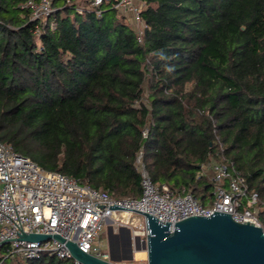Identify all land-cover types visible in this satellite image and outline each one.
Listing matches in <instances>:
<instances>
[{"label": "trees", "instance_id": "trees-1", "mask_svg": "<svg viewBox=\"0 0 264 264\" xmlns=\"http://www.w3.org/2000/svg\"><path fill=\"white\" fill-rule=\"evenodd\" d=\"M26 1L0 0L1 141L117 198L141 195L140 151L155 182L205 205L200 165L233 162L264 228V0H143L141 40L111 4L52 0L51 29Z\"/></svg>", "mask_w": 264, "mask_h": 264}, {"label": "built area", "instance_id": "built-area-1", "mask_svg": "<svg viewBox=\"0 0 264 264\" xmlns=\"http://www.w3.org/2000/svg\"><path fill=\"white\" fill-rule=\"evenodd\" d=\"M90 5L101 13L102 4H111L126 16L139 34L146 24L141 12L147 7L143 0H89ZM29 9L30 18L41 25L48 22L56 8L52 0H27L21 4ZM82 12V8H77ZM40 24L34 32L39 35ZM145 99V98H144ZM146 136V130L143 131ZM136 166L141 176V195L138 198H117L92 187L88 182L68 174L44 169L29 156L18 153L13 146L0 140V264H19L23 260H35L43 256L76 260L65 242L51 237L43 241L20 239L22 232L61 235L74 241L81 250L105 260H110L109 249L102 243V235L109 224L117 229L129 221L122 216L138 211L110 208L118 204L148 212L158 220L170 221V230L175 223L189 216H210L215 210L232 214L238 222L261 225L258 218L259 193L250 188L245 177L237 173L233 162L211 159L200 165L197 177L204 176L212 183V203L205 205L192 192H173L169 185L155 182L143 159L137 155ZM99 204H104L103 207ZM140 215V214H139ZM146 239L149 229L146 224L138 231ZM108 248V243H107ZM118 264H142L137 259L122 260Z\"/></svg>", "mask_w": 264, "mask_h": 264}, {"label": "water", "instance_id": "water-1", "mask_svg": "<svg viewBox=\"0 0 264 264\" xmlns=\"http://www.w3.org/2000/svg\"><path fill=\"white\" fill-rule=\"evenodd\" d=\"M103 207L104 204H99ZM110 208L131 209L144 217L149 229L146 239L127 225L107 227L110 260L84 252L61 235L22 232L20 239L43 241L54 237L65 242L72 256L83 264H118L135 259L136 250L147 251V264H264V228L252 222H238L232 214L215 210L210 216H189L175 223H163L154 215L115 204Z\"/></svg>", "mask_w": 264, "mask_h": 264}, {"label": "rangeland", "instance_id": "rangeland-1", "mask_svg": "<svg viewBox=\"0 0 264 264\" xmlns=\"http://www.w3.org/2000/svg\"><path fill=\"white\" fill-rule=\"evenodd\" d=\"M208 197L210 199L209 204H211L212 203V188L210 189V193L208 194ZM144 223H145L144 217L139 215V214L134 213V214H132L130 222L127 223V226H129L132 229V231L134 232V231H138L141 228V226L144 225ZM107 237L108 236H107V228H106L105 232L102 235V243L106 244V246H105L106 251H108V248H107L108 238ZM16 260L21 261L23 259L17 257ZM139 260L142 261V264H147V257L144 259H139Z\"/></svg>", "mask_w": 264, "mask_h": 264}, {"label": "bare ground", "instance_id": "bare-ground-1", "mask_svg": "<svg viewBox=\"0 0 264 264\" xmlns=\"http://www.w3.org/2000/svg\"><path fill=\"white\" fill-rule=\"evenodd\" d=\"M122 216H124V218L127 219V221H129V222H130V219L132 217V215L130 213H128V212H124L122 214ZM135 257L137 259H144V258L147 257V251L143 250V249L136 250Z\"/></svg>", "mask_w": 264, "mask_h": 264}, {"label": "crops", "instance_id": "crops-1", "mask_svg": "<svg viewBox=\"0 0 264 264\" xmlns=\"http://www.w3.org/2000/svg\"><path fill=\"white\" fill-rule=\"evenodd\" d=\"M118 229V228H117ZM132 230V229H131ZM133 232V231H132ZM134 233V232H133Z\"/></svg>", "mask_w": 264, "mask_h": 264}]
</instances>
